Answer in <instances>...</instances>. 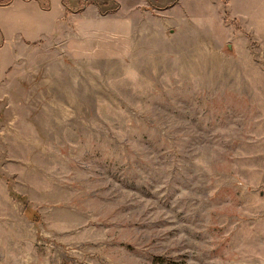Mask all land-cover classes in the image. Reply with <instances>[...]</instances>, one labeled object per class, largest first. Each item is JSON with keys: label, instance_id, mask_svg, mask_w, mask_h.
<instances>
[{"label": "rangeland", "instance_id": "obj_1", "mask_svg": "<svg viewBox=\"0 0 264 264\" xmlns=\"http://www.w3.org/2000/svg\"><path fill=\"white\" fill-rule=\"evenodd\" d=\"M102 1L0 84V264H264V0Z\"/></svg>", "mask_w": 264, "mask_h": 264}, {"label": "crops", "instance_id": "obj_2", "mask_svg": "<svg viewBox=\"0 0 264 264\" xmlns=\"http://www.w3.org/2000/svg\"><path fill=\"white\" fill-rule=\"evenodd\" d=\"M75 2L77 0H10L0 3V84L26 53L47 46L49 40L66 33L76 19L107 17L99 14L96 5L85 7L82 15L73 12L68 5Z\"/></svg>", "mask_w": 264, "mask_h": 264}, {"label": "trees", "instance_id": "obj_3", "mask_svg": "<svg viewBox=\"0 0 264 264\" xmlns=\"http://www.w3.org/2000/svg\"><path fill=\"white\" fill-rule=\"evenodd\" d=\"M10 0H7V1H0V3H8ZM97 7L99 8V10H101V12H103L104 14H106L108 11H103L102 10V5L99 4L97 5ZM118 7V6H117ZM117 9V8H116Z\"/></svg>", "mask_w": 264, "mask_h": 264}]
</instances>
